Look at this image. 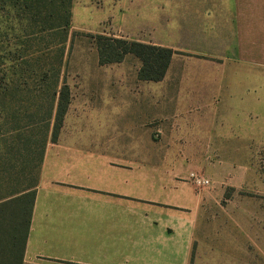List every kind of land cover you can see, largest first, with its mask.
<instances>
[{"label":"crops","instance_id":"obj_1","mask_svg":"<svg viewBox=\"0 0 264 264\" xmlns=\"http://www.w3.org/2000/svg\"><path fill=\"white\" fill-rule=\"evenodd\" d=\"M100 1L116 4L120 19L168 21L166 28L181 32L166 34L183 41L208 26L200 21H227L236 56L229 60L230 125L239 132L264 125V0ZM118 97L114 107L75 114L69 107L57 141L47 144L23 264L192 263L204 187L172 152L143 149L203 146L200 119L214 115V96ZM129 112L137 117L126 120Z\"/></svg>","mask_w":264,"mask_h":264},{"label":"rangeland","instance_id":"obj_2","mask_svg":"<svg viewBox=\"0 0 264 264\" xmlns=\"http://www.w3.org/2000/svg\"><path fill=\"white\" fill-rule=\"evenodd\" d=\"M116 9V4L100 0H74L64 69L73 98L71 113L82 108L114 107L118 95H213L214 115L200 119L203 146L143 150L155 151V155L172 152L173 158L182 160L187 177L196 172L211 181L201 189L204 207L191 264H264V125H251L246 132L234 131L230 125L229 60L236 56L228 48L227 21H200L208 26H196L190 40L185 37L183 41L180 34H166L181 32L166 28L168 21L120 19ZM96 34L201 50L175 51L163 80L154 82L139 78L141 61L134 54L120 63L100 65L92 37ZM33 102L44 107V114L54 99L51 95L34 99L15 95L10 104L0 106V196H6L0 202L14 197L9 194L19 188L35 187L40 179L41 155L39 151L29 155L25 146L39 144L43 133L51 135V128L27 116L26 106ZM194 114L192 111L189 119ZM136 117L129 112L126 120ZM17 123L21 127L18 134L12 132ZM18 148H23L22 155H18ZM14 206L0 208V225L10 224Z\"/></svg>","mask_w":264,"mask_h":264},{"label":"trees","instance_id":"obj_3","mask_svg":"<svg viewBox=\"0 0 264 264\" xmlns=\"http://www.w3.org/2000/svg\"><path fill=\"white\" fill-rule=\"evenodd\" d=\"M73 3L74 0H0V106L10 104L15 95L30 99L51 95L54 99L44 114L42 105L33 102L26 106L30 119L37 118L36 122L51 128V135L43 133L39 144L31 142L25 146L29 155L39 151L41 162L48 141H57L72 100L64 69ZM92 37L100 65L120 63L128 54H134L141 61L138 76L142 80H163L176 53L170 47L123 37ZM14 126L12 132L18 134L21 127L18 123ZM22 151L18 148V155ZM36 186L19 188L9 194L14 197L0 202V208L15 204L10 224L0 225V264H23ZM0 197L1 200L6 196ZM2 214L0 209V218Z\"/></svg>","mask_w":264,"mask_h":264},{"label":"built area","instance_id":"obj_4","mask_svg":"<svg viewBox=\"0 0 264 264\" xmlns=\"http://www.w3.org/2000/svg\"><path fill=\"white\" fill-rule=\"evenodd\" d=\"M190 180L192 181L193 184H195L198 187H206L209 186L211 183L208 177L196 172H192L190 174Z\"/></svg>","mask_w":264,"mask_h":264}]
</instances>
